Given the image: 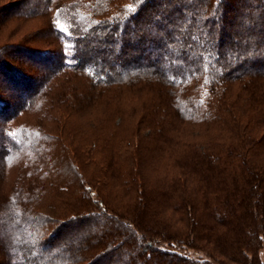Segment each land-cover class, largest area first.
I'll return each instance as SVG.
<instances>
[{
	"label": "trees",
	"instance_id": "16d2710c",
	"mask_svg": "<svg viewBox=\"0 0 264 264\" xmlns=\"http://www.w3.org/2000/svg\"><path fill=\"white\" fill-rule=\"evenodd\" d=\"M1 12L0 264H264V0Z\"/></svg>",
	"mask_w": 264,
	"mask_h": 264
},
{
	"label": "rangeland",
	"instance_id": "374dc122",
	"mask_svg": "<svg viewBox=\"0 0 264 264\" xmlns=\"http://www.w3.org/2000/svg\"><path fill=\"white\" fill-rule=\"evenodd\" d=\"M20 0H0V10L6 6H9L11 3L19 2ZM2 16V12L0 13V17ZM1 22V20H0ZM46 20L45 19H25V18H18V19H10L8 21H4L2 24V29L0 30V43L5 42H18L22 41L23 39H29L33 37V35H37L36 31H38V34H41L44 32L46 27ZM38 43L35 45L38 50L40 51H46V55L48 57L53 55V51L50 49L52 47H49V45L43 43L41 39L39 38ZM22 62L26 63L28 62V59L26 56H21ZM19 122H28V123H35L38 122V120H35V116L31 115H21L17 119ZM6 184L9 185L11 182V179H7ZM163 246L167 247V244L163 243ZM181 251L190 257H193L195 259H201V260H210L209 257H207L206 254L196 251V250H190V249H181ZM260 259L264 263V247L260 251Z\"/></svg>",
	"mask_w": 264,
	"mask_h": 264
}]
</instances>
